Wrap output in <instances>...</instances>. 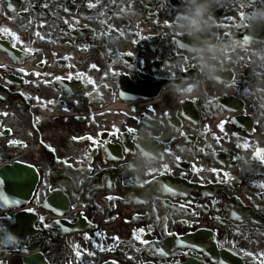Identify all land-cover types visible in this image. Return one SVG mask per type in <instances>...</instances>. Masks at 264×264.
Listing matches in <instances>:
<instances>
[{
	"label": "flooded vegetation",
	"instance_id": "obj_1",
	"mask_svg": "<svg viewBox=\"0 0 264 264\" xmlns=\"http://www.w3.org/2000/svg\"><path fill=\"white\" fill-rule=\"evenodd\" d=\"M245 1L248 9L239 11L241 18L243 15L247 18H242L245 21L253 22L255 19V22L259 21L264 25V19H258L253 16L255 12H264V0ZM45 5H47L46 2ZM17 7L24 12L25 16L45 17V14H48L49 17H53L47 12L45 14L35 12L34 7L39 6L32 0L24 3L22 7ZM48 9H50L49 2ZM17 12L19 11L17 10ZM50 19L52 22L55 20L54 18ZM29 24L31 25L30 27L24 24L26 30L44 29L49 26L36 20ZM244 25L246 23L238 25L237 28L240 29ZM1 33L5 36L9 35L8 32L3 30H1ZM118 56L119 53L116 52V57L112 63L110 61L104 62L106 65V73L104 74V68L98 63L101 60L91 59L86 64L89 65L92 61L91 65L88 66V69L91 70L90 76L85 75V78H87L85 86L83 88L80 85L76 86L75 90L70 93H67L65 86L57 83L58 77L51 79L54 81L53 84L45 87L53 92L59 91L61 95L59 98H53L44 92L42 86L44 81L39 80L38 76L33 75L34 78L26 77L25 81L27 83L25 91L30 98L31 109L37 116L40 117L41 113L48 111L57 113L58 108L64 107L73 113H80L78 117H58L51 121L55 134L65 130L68 132L67 139L64 140L67 142L68 148L64 146L62 141H55L58 154L55 153V156L50 158L52 167L45 165L46 169L56 168L66 180L65 183L73 182V185L77 184L76 188L83 187L85 196L75 205H82L85 208L86 216L89 220L98 226L106 227L115 225L120 221V230L122 231V223L126 224L132 221L127 215L129 212L131 216L134 215L132 212L136 205L146 201L151 205L152 211L158 208L159 205L165 206V202H168L169 199L164 197L161 199L158 196H153L138 203L133 201L134 198L138 200L144 199L142 194L148 193L154 188L157 178L164 175H175L185 178L193 182L197 187L229 182L233 178L235 179L231 187L225 188L221 192L218 191L219 194H216V197L210 199V201L206 199L207 201H199V203L188 200L172 202L173 205L177 204L180 207L167 211L166 219L162 222H166L167 217L180 218V215L188 210L185 205H212L213 209H218V205L236 204L230 197L233 195H244L243 191L247 192L248 195H252L253 199L257 197L255 193L250 194L248 189L255 188L264 191V187H261V185H264V162H261L260 157L257 155L259 151L264 153V131L257 129L256 134L252 136H248L247 131L241 132L246 137L241 146L246 149L248 147L252 149V152H256V155H251V158L256 157V161H253V165H251V172L248 171L250 174L244 175L239 179L228 171L216 169L214 163L218 160V155L223 147L227 146V153L231 154V159L235 157L234 145L230 142L233 138L239 140V127L232 122L233 116L231 113H227L226 118L220 120L218 117L221 110L220 99H213L211 93L214 88L210 84L204 87L199 98H195L194 110L192 112H183L182 106L184 102L188 101L189 97L185 90L188 83H183L180 86L182 74L173 73L172 69L167 66L161 67L162 74L157 73L159 61L163 60L166 62L167 58L152 57L148 61L136 65L132 75L135 74L136 70H140L141 73H137L138 80H140L142 76H145L142 72H148L150 76L147 80L151 83H157L162 77L168 80L172 78L170 85L174 86V81L178 83V94L183 93L185 98L180 100L176 93L169 90L163 97V102H159L156 99L150 105L141 104L140 106H135V117H126V119L122 120V117L117 116L112 121L109 105L111 102L120 99L118 91L112 90L116 88L115 83L118 80H115L113 84L110 82L111 69L116 67ZM6 61L11 64L13 62L11 58H7ZM38 65L40 68L46 69L45 62ZM123 66L125 67L124 64ZM232 66V73L235 74L233 80L237 81L240 79V74L246 72L247 69L245 65H238L236 61ZM11 72V68H4V65L0 64V89L10 93L11 90H15L9 89L8 84H6L7 80L11 81ZM49 73L50 71L43 73L44 79ZM112 76L117 78V75ZM19 82L22 83L24 81ZM196 87L197 85L195 84L194 88ZM62 94L65 95L63 96ZM219 94L221 96L222 93ZM70 99L74 100L68 102ZM186 104L188 106L191 103L187 102ZM96 107L99 111L98 114L95 112ZM251 107L253 113L262 111V117L258 124L259 126L264 125V90L254 88ZM23 108L28 109L25 106ZM186 114L188 115L187 117L185 116ZM25 116V114H21L20 119L23 120ZM221 125H223V129H221ZM41 128L42 121L38 124L37 131H41ZM43 137L44 135L38 132H31L28 136L36 144H40L44 140ZM110 146L114 147L115 150L110 152ZM68 156H74L69 166L65 167L58 163L59 159ZM82 166L85 177H81L79 173L73 170V167ZM165 167H167V171H165ZM263 196L264 192L262 193ZM40 199L41 196H39V203H41ZM250 199H248L247 203L252 202L251 204L254 205L255 203L253 202L255 201ZM193 208L196 216L206 214L205 208H200L199 210L196 207ZM152 213H147L149 218L152 219L146 221V224L141 227L143 233L146 227L152 223V220L159 218L161 214V212ZM78 217L79 214L74 217V220ZM135 217H138V214H135ZM133 222L141 223L139 218L134 219ZM6 224H8L6 217L1 218L0 226L4 227ZM162 224L168 230V236H163V229L160 228L159 233L161 236L157 237L154 235V237L165 241L167 244L171 242L174 230L172 231L170 227L164 223ZM141 229L129 228L127 231L128 237L133 238L134 234L139 236ZM228 230H232L233 235L236 234L233 228L228 227ZM114 232H117L115 228H112L110 233L106 232V240ZM261 232L264 233V230H249L247 241L242 237L240 243H248L251 236H261ZM51 233L54 237L56 235L58 237L61 236L60 229L56 227L52 228ZM103 235L104 231L98 229L86 236L85 240L88 242H90L91 238L99 240L102 239ZM72 239L75 241L77 237L72 236ZM42 240L41 236L40 238L35 236V243H40ZM75 246L79 248L77 245ZM130 248L129 244L122 246V254L128 253ZM162 257L166 256L162 255ZM61 260L58 257L56 264H62Z\"/></svg>",
	"mask_w": 264,
	"mask_h": 264
},
{
	"label": "bare ground",
	"instance_id": "obj_2",
	"mask_svg": "<svg viewBox=\"0 0 264 264\" xmlns=\"http://www.w3.org/2000/svg\"><path fill=\"white\" fill-rule=\"evenodd\" d=\"M27 1H29V0H9V3H10V5L17 6V5H20L22 3H26ZM32 1L36 2V0H32ZM57 1H58V5H55L53 7V10H51L53 12L44 10L45 8H43L41 5L37 4L38 2L35 3V4L37 6H39V7H34V10H35V12L41 13V14H43V13L45 14V12L50 13L51 16H53L54 11H57V10H58L59 13H62L64 15H70V10H71L70 7L67 4H65L64 2H61V0H57ZM45 17L46 18H52V17H49L48 14H45ZM53 22H55V24L53 25L52 23H49V27L52 28V33L55 34L56 31H57V28L59 27V18H56ZM70 35H74V36L76 35L79 38H82L83 37V34L80 31H74L73 33H70ZM42 41L49 42V39L45 38V39H42ZM81 44H83V43L81 42ZM84 45H85V48L84 49H86L87 48V45L86 44H84ZM0 48L3 49V50L10 51L11 53L13 52L12 46L7 41H3L1 39H0ZM89 50H90V48H87L86 49V51H89ZM17 55L13 59L15 61V63L16 62L19 63V62H22V61L25 60V59H23V54H19L18 56ZM123 62L128 63L129 61L125 60ZM196 71H197V69L194 68L192 70V74H194ZM13 81L14 80L11 79V82H13ZM139 82L142 83V86H145V87L150 88L147 85L148 83L145 84L141 80H139ZM157 83H159V82L157 81ZM124 85L126 86L127 89H130L131 87L134 86L133 83H126ZM236 93L239 94L237 91H236ZM8 95H11V93L10 92H6V91L0 89V97L1 98L6 99L8 97ZM236 101H238V100H236ZM192 108L193 107H189L188 110H191L192 111ZM1 114H2V112H0V115ZM243 165H244L243 168H245L246 165L245 164H243ZM179 185L184 186V183L183 182H180ZM76 187H77V184H74V188H76ZM186 190H190V191H188V194H190V195H198L197 193H204V192L207 191L206 188H202L200 190L194 191L193 189L188 188V187L186 188ZM217 194H219V192H217ZM12 206L13 205H9V207H12ZM222 207H225V205H222ZM263 223H264V213L262 215V219L259 220L258 224H251L249 226L251 228L257 230V231L258 230H264ZM220 253H223V252L221 251ZM242 258H244L245 260L249 261V258H246V257H243V256H242Z\"/></svg>",
	"mask_w": 264,
	"mask_h": 264
},
{
	"label": "water",
	"instance_id": "obj_3",
	"mask_svg": "<svg viewBox=\"0 0 264 264\" xmlns=\"http://www.w3.org/2000/svg\"><path fill=\"white\" fill-rule=\"evenodd\" d=\"M16 171L25 172L26 174L19 175ZM0 178L4 184V196L9 195L13 198H28L34 188V184H36L34 172L20 167H6L1 171ZM27 262L29 264H40L39 261H35L34 259H28Z\"/></svg>",
	"mask_w": 264,
	"mask_h": 264
},
{
	"label": "clouds",
	"instance_id": "obj_4",
	"mask_svg": "<svg viewBox=\"0 0 264 264\" xmlns=\"http://www.w3.org/2000/svg\"><path fill=\"white\" fill-rule=\"evenodd\" d=\"M207 10V3L196 6L192 10L191 15L186 18V21L180 24V27L189 28L193 32L200 31L202 26L208 23V21L204 18ZM253 16L258 19H264V12H255L253 13Z\"/></svg>",
	"mask_w": 264,
	"mask_h": 264
},
{
	"label": "rangeland",
	"instance_id": "obj_5",
	"mask_svg": "<svg viewBox=\"0 0 264 264\" xmlns=\"http://www.w3.org/2000/svg\"><path fill=\"white\" fill-rule=\"evenodd\" d=\"M46 134L54 142L55 141H62L64 146L66 148H68L67 142L64 141V140L67 139V135H68V132L66 130L61 132V133H59V134H55V133H53L52 130H48V131H46ZM32 148L37 150V151L41 150L40 147H38V146H32ZM39 156H43L41 151H40V155ZM254 241H255V244L258 245L259 247H264V237L260 238V239H254ZM257 257L260 260V264H264V253H263V250H261V252L259 254H257Z\"/></svg>",
	"mask_w": 264,
	"mask_h": 264
},
{
	"label": "snow or ice",
	"instance_id": "obj_6",
	"mask_svg": "<svg viewBox=\"0 0 264 264\" xmlns=\"http://www.w3.org/2000/svg\"><path fill=\"white\" fill-rule=\"evenodd\" d=\"M46 6H47V5H45V7H46ZM89 7H96V5H95V4H90ZM242 18H243V19H247V18L244 17L243 15H242ZM3 31H5V32H9L10 35H13V37H14V41H15V42H13L12 47L15 48V47H16V43L19 42V37H18V36H15V34H13V33H10V31L7 30V29H4ZM245 42H247V41H246V38H245ZM179 46H180V47H185L184 44H180ZM21 71H23V70L21 69ZM89 83H91V81H89ZM220 127H221V129H223V125H221ZM89 139H91V138L89 137ZM239 146H240V145H238V147H239ZM257 155L260 157L261 162H264V153H261V152L259 151V152L257 153ZM165 171H167V167H165ZM225 176H227V174H225ZM261 187H264V185H261ZM165 190H166L167 192H169V193H173V189H172L171 187L165 186ZM109 199H111V198H109ZM236 218L239 219V217H236ZM140 231H141V233H143V229H141ZM134 238H135V239H140V237H139V236H135V234H134ZM8 239L11 240L12 237H8ZM113 239H114V240H118V237H113ZM140 242H141V243H148L146 240H140Z\"/></svg>",
	"mask_w": 264,
	"mask_h": 264
}]
</instances>
